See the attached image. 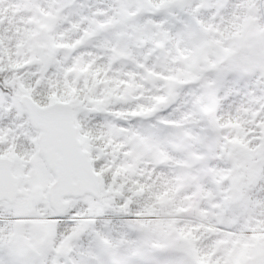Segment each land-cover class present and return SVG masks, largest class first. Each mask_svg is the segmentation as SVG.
<instances>
[{
    "label": "snow or ice",
    "instance_id": "1",
    "mask_svg": "<svg viewBox=\"0 0 264 264\" xmlns=\"http://www.w3.org/2000/svg\"><path fill=\"white\" fill-rule=\"evenodd\" d=\"M0 264H264V0H0Z\"/></svg>",
    "mask_w": 264,
    "mask_h": 264
}]
</instances>
